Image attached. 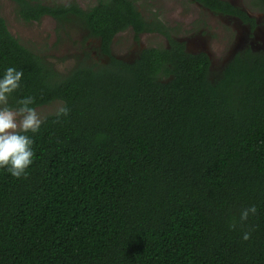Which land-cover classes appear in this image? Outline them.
<instances>
[{
	"label": "trees",
	"instance_id": "16d2710c",
	"mask_svg": "<svg viewBox=\"0 0 264 264\" xmlns=\"http://www.w3.org/2000/svg\"><path fill=\"white\" fill-rule=\"evenodd\" d=\"M10 1L25 23H77L108 62L62 76L0 15V74L24 73L9 105L32 96L36 109L69 110L28 133L26 176L0 169V264H264V53H236L212 80L210 56L187 52L134 0ZM192 1L257 25L226 0ZM251 8L264 12V0ZM127 31L169 46L117 59L115 38Z\"/></svg>",
	"mask_w": 264,
	"mask_h": 264
},
{
	"label": "rangeland",
	"instance_id": "374dc122",
	"mask_svg": "<svg viewBox=\"0 0 264 264\" xmlns=\"http://www.w3.org/2000/svg\"><path fill=\"white\" fill-rule=\"evenodd\" d=\"M46 4L77 2L83 9L94 6L97 0H41ZM142 15L153 22L156 18L170 29L171 36L183 43L191 53L205 52L212 60L210 77L217 79L234 55L245 49L264 53V12L251 8V0H228L257 18L256 28L240 20L216 15L192 0H134ZM0 15L6 20L10 32L28 49L51 63L62 76L68 75L80 64L101 66L108 59L99 55V42L88 38V33L75 22L59 30L51 17L40 22L25 23L10 0H0ZM168 39L158 33L143 34L137 40L132 31L119 34L112 54L117 59L133 62L147 47L167 48ZM62 103L38 108L43 119L58 112Z\"/></svg>",
	"mask_w": 264,
	"mask_h": 264
},
{
	"label": "clouds",
	"instance_id": "9594fccd",
	"mask_svg": "<svg viewBox=\"0 0 264 264\" xmlns=\"http://www.w3.org/2000/svg\"><path fill=\"white\" fill-rule=\"evenodd\" d=\"M23 76V71L14 66L0 74V169L17 179L26 176L33 164L34 140L28 133H37L42 124L32 96L19 99L15 107L9 105L10 98L21 87ZM68 111L62 107L57 114L66 116ZM256 212L255 205L250 206L242 210L240 218L247 220L250 213ZM242 238L247 241L250 234L246 232Z\"/></svg>",
	"mask_w": 264,
	"mask_h": 264
},
{
	"label": "flooded vegetation",
	"instance_id": "af4514ba",
	"mask_svg": "<svg viewBox=\"0 0 264 264\" xmlns=\"http://www.w3.org/2000/svg\"><path fill=\"white\" fill-rule=\"evenodd\" d=\"M226 1H228V0H226ZM229 2V1H228ZM231 3V2H230ZM232 4V3H231ZM232 5H234V4H232ZM236 6V5H235ZM238 7V6H237ZM239 8H241V7H239ZM243 9V8H242ZM243 10H245V9H243ZM208 11V10H207ZM245 11H247L248 13L250 12V10H245ZM210 12V11H209ZM212 13V12H211ZM214 14V13H213ZM250 14V13H249ZM251 15V14H250ZM252 16V15H251ZM229 17H231V16H229ZM254 17V16H253ZM235 18V17H234ZM256 18V17H255ZM236 19H238V18H236ZM257 19V18H256ZM238 20H240V19H238ZM241 21V20H240ZM242 22V21H241ZM243 23V22H242ZM245 24V23H244ZM247 25H249V24H247ZM257 25H258V22H257ZM257 25H256V27H257ZM250 26V25H249ZM256 27H254V28H256ZM250 28H252L251 26H250ZM185 44V43H184ZM185 48H186V45H185ZM186 50H187V48H186ZM187 52H189L188 50H187ZM191 53V52H190ZM196 53H201V52H196ZM196 53H194V54H196Z\"/></svg>",
	"mask_w": 264,
	"mask_h": 264
}]
</instances>
